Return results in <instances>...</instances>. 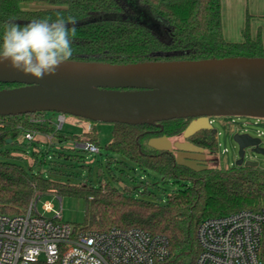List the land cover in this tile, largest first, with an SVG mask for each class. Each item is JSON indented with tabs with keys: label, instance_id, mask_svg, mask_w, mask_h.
I'll return each mask as SVG.
<instances>
[{
	"label": "trees",
	"instance_id": "trees-1",
	"mask_svg": "<svg viewBox=\"0 0 264 264\" xmlns=\"http://www.w3.org/2000/svg\"><path fill=\"white\" fill-rule=\"evenodd\" d=\"M57 17L76 20L71 61L122 65L264 58L261 37L252 39L248 27L244 42L225 40L221 0H0V35L7 21L24 25ZM19 86L0 83V90ZM46 114L1 117L0 158L6 157L8 146L18 143L28 131L52 136L60 146L84 140L99 145L96 131L81 137L58 131ZM40 118L48 120L45 124L31 122ZM190 120H171L161 123L162 127L114 124L113 139L107 147L111 153L122 155L142 170L154 172L178 186L163 203L137 199L131 190L122 192L109 185L95 190L88 183L71 185L48 180L41 173H30L19 164L0 160V214H24L38 191L84 198L86 222L78 229H141L168 240L170 256L166 264H195L199 253L197 230L204 220L243 210H264V169L222 170L209 166L195 172L177 164L175 155L148 146L153 138L181 136ZM190 140L211 157L219 153V141L213 134L199 133ZM61 149L54 152L58 158L84 159L67 154L74 152V148ZM38 155L45 159V155Z\"/></svg>",
	"mask_w": 264,
	"mask_h": 264
},
{
	"label": "water",
	"instance_id": "water-1",
	"mask_svg": "<svg viewBox=\"0 0 264 264\" xmlns=\"http://www.w3.org/2000/svg\"><path fill=\"white\" fill-rule=\"evenodd\" d=\"M0 83L19 87L0 90V117L55 112L94 123L162 126L192 119L184 139L211 129L212 117L264 119V58L109 64L69 61L56 75L37 80L0 65ZM239 146L236 167H259L245 162L247 148L264 156L261 140L235 135ZM12 143V140H8ZM148 146L158 152L177 148V164L195 172L204 150L187 142L172 143L163 136ZM192 153V155L190 153ZM184 153H188L185 155ZM189 157L184 163L183 157Z\"/></svg>",
	"mask_w": 264,
	"mask_h": 264
},
{
	"label": "built area",
	"instance_id": "built-area-1",
	"mask_svg": "<svg viewBox=\"0 0 264 264\" xmlns=\"http://www.w3.org/2000/svg\"><path fill=\"white\" fill-rule=\"evenodd\" d=\"M47 120L31 122L45 124ZM64 121L61 115L58 123L53 122L58 131L63 130ZM262 122L256 118L254 125ZM257 133L259 138L264 136ZM36 134L25 132L24 139L33 142ZM43 136L49 142L54 139ZM73 148L89 155L101 153L100 146L88 140L73 143ZM41 198L33 199L24 214H0V264H166L169 259V243L163 236L135 228L83 231L59 222L61 211L51 201L43 203L40 214ZM47 214L55 216L48 218ZM197 242L195 264H264V210L206 219L197 230Z\"/></svg>",
	"mask_w": 264,
	"mask_h": 264
},
{
	"label": "rangeland",
	"instance_id": "rangeland-1",
	"mask_svg": "<svg viewBox=\"0 0 264 264\" xmlns=\"http://www.w3.org/2000/svg\"><path fill=\"white\" fill-rule=\"evenodd\" d=\"M60 116L61 114L55 112H47L46 114V117L53 119L54 123L59 122ZM64 116L63 130L67 133L81 137L85 133L93 134L96 131L101 148L100 154L89 155L75 149L74 152L68 151L67 154L84 157L83 161L58 158L54 152H61V147L63 146L70 149L73 148V142L64 143L60 146L57 140L52 139L49 142L48 138L36 132L35 141H27L24 136H21L18 143L8 146V155L1 157L0 160L19 164L30 173H41L48 180L71 185L88 183V186L95 190L109 185L122 192L131 190L132 195L137 199L157 201L159 203L165 202L169 195L178 190V186L172 180L164 179L151 171H144L129 159L122 155L111 153L107 149L113 139L114 124L94 123L71 115ZM210 120H212L211 124L216 131L220 144L219 153L211 158L215 163L210 161V166H215L222 170L236 167V162L239 158V146L235 142L234 137L238 133H245L252 138L261 140L260 147L264 149V136L259 138L257 133H264V119L258 126L254 125L256 118L212 117ZM232 120L236 121L237 124L231 125ZM169 139L172 143L184 142L182 135ZM50 149L52 150L51 152H49ZM225 149L228 152H225ZM38 153L45 155V159L42 160ZM247 161L258 162L259 168L264 169V156L252 152V148L246 149L245 162ZM37 196H42L38 203V212L40 214H43V203L51 201L55 210L61 211L62 219L59 222L70 224L76 228L84 226L86 222V199L59 196L52 191H38L33 199ZM45 216L54 218L55 215L47 214Z\"/></svg>",
	"mask_w": 264,
	"mask_h": 264
},
{
	"label": "clouds",
	"instance_id": "clouds-1",
	"mask_svg": "<svg viewBox=\"0 0 264 264\" xmlns=\"http://www.w3.org/2000/svg\"><path fill=\"white\" fill-rule=\"evenodd\" d=\"M75 24L74 17L45 18L24 25L5 22L0 35V65L7 64L37 80L56 75L61 65L73 58Z\"/></svg>",
	"mask_w": 264,
	"mask_h": 264
},
{
	"label": "crops",
	"instance_id": "crops-1",
	"mask_svg": "<svg viewBox=\"0 0 264 264\" xmlns=\"http://www.w3.org/2000/svg\"><path fill=\"white\" fill-rule=\"evenodd\" d=\"M223 35L227 42L242 43L245 31L259 36L264 45V0H221Z\"/></svg>",
	"mask_w": 264,
	"mask_h": 264
},
{
	"label": "flooded vegetation",
	"instance_id": "flooded-vegetation-1",
	"mask_svg": "<svg viewBox=\"0 0 264 264\" xmlns=\"http://www.w3.org/2000/svg\"><path fill=\"white\" fill-rule=\"evenodd\" d=\"M212 120H210V118H209V123L211 122ZM192 122V119L190 120V123ZM189 123V124H190ZM210 126H211V129H209V130H203V131H199L198 133H196L194 136H196L197 134H199V133H206V134H213L217 139H218V137H217V135H216V131L214 130V128H213V126H212V124L210 123ZM159 127H162V126H159ZM239 135H242V134H245V133H238ZM237 135V134H236ZM182 136H183V134H182ZM193 136V137H194ZM193 137H191V138H193ZM184 138V137H183ZM191 138H189V139H184V142H187V143H190V144H192L193 146H195V147H197V148H200V147H198L196 144H194V142L193 141H191L190 139ZM174 143H177V142H174ZM173 143V144H174ZM183 143V142H182ZM202 149V148H201ZM204 150V149H203ZM165 153H171V154H173V155H175V160H176V162H177V154L179 153V150L177 149V148H173L171 151H165ZM190 153V152H189ZM185 155H188V153H184ZM191 155H192V153H190ZM203 155L205 156V159H203V160H201V158L199 157L198 159V161H197V163H198V166L197 167H203V166H205V167H209L210 165H209V163H210V161L212 160L211 158V156L210 155H208V153L204 150V153H203ZM184 159L182 160V162H184V163H186V162H188L189 161V157H187V156H184L183 157ZM212 162V161H211Z\"/></svg>",
	"mask_w": 264,
	"mask_h": 264
}]
</instances>
